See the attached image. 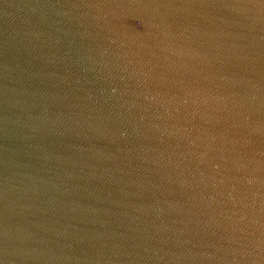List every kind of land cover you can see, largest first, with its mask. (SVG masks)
Here are the masks:
<instances>
[{
	"label": "water",
	"instance_id": "obj_1",
	"mask_svg": "<svg viewBox=\"0 0 264 264\" xmlns=\"http://www.w3.org/2000/svg\"><path fill=\"white\" fill-rule=\"evenodd\" d=\"M0 264H264V0H0Z\"/></svg>",
	"mask_w": 264,
	"mask_h": 264
}]
</instances>
